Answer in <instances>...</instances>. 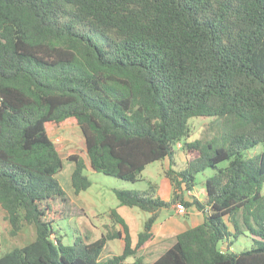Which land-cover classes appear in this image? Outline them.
<instances>
[{"label":"trees","instance_id":"trees-1","mask_svg":"<svg viewBox=\"0 0 264 264\" xmlns=\"http://www.w3.org/2000/svg\"><path fill=\"white\" fill-rule=\"evenodd\" d=\"M199 116L212 118L208 131L188 140L189 119ZM67 118L94 171L135 183L148 164L168 160L169 200L155 183L113 188L119 205L149 213L135 243L115 208L95 240L64 244L54 233L48 215L68 199L46 126ZM178 143L193 157L174 170ZM259 143L260 153L243 155ZM67 158L77 194L91 184L87 163ZM206 168L205 198L178 199ZM263 183L264 0H0V208L11 235L25 224L35 231L0 264H264ZM173 202L194 206L203 221L147 263L137 253ZM245 232L252 245L232 251ZM113 239H122L121 253L100 261Z\"/></svg>","mask_w":264,"mask_h":264},{"label":"rangeland","instance_id":"rangeland-1","mask_svg":"<svg viewBox=\"0 0 264 264\" xmlns=\"http://www.w3.org/2000/svg\"><path fill=\"white\" fill-rule=\"evenodd\" d=\"M211 120V117L199 116L190 118L189 125L191 132L188 140L203 137L205 132L208 131L207 128ZM46 129L63 161L62 169L56 174V177L65 191L68 204H60L56 200L54 204L56 213L50 212L48 215L49 218L55 217L52 221V228L63 243L71 244L77 236L83 238L86 236L87 241L97 239L101 233L107 230L108 225L112 224L110 217V210L112 208H115L125 218L131 228L141 226V222L147 218L148 213L137 207L130 208L119 205L113 188L143 190L148 189L149 182L160 184L163 178L160 160L148 164L145 170L141 172L139 180L135 183L94 171L88 165L83 172L89 178L91 184L87 189L74 194L70 180L74 163L69 161L67 157L72 153H76L83 157L88 164L83 135L74 118H67L59 123H48ZM177 145H175L176 150H178ZM262 150L263 145L259 143L244 151L243 155L245 157H254ZM186 154L188 153H181V156L178 158L180 160L179 164L183 163ZM227 164L228 161L225 160L220 162L218 166L225 167ZM212 173L213 170L211 168H206L204 171L195 174L193 190L198 195H204V179ZM261 192L264 193V183ZM185 224L189 226L191 223L187 221ZM117 226L121 228L119 225ZM9 230L10 224L6 218V213L0 208V255L14 247L25 245L35 237L33 225L25 224L15 235H11ZM251 245V238L245 232V234L239 235L234 240L231 250L238 252L249 248ZM121 250L122 240L113 239L107 241L100 255V261L114 254L121 253ZM139 253L144 256L147 263L155 258V255H150L146 249L140 250L137 254ZM127 260L130 261L131 257L127 258Z\"/></svg>","mask_w":264,"mask_h":264},{"label":"crops","instance_id":"crops-1","mask_svg":"<svg viewBox=\"0 0 264 264\" xmlns=\"http://www.w3.org/2000/svg\"><path fill=\"white\" fill-rule=\"evenodd\" d=\"M179 145H180V143H178V145H177L178 150H176V152L174 154V160H173L174 162L171 164V167L174 170L182 169L185 166L186 162L193 157V154L184 151L181 147H179ZM185 152L188 154H186V157L184 156L183 163L179 164L180 160H178V158L181 156V153H185ZM87 166H88V164H87ZM160 166H161V169L163 172V178H162L160 184L155 183V185H156L155 194L160 196L164 200H169L173 194V187H172V184H171L169 177L166 175V170L169 167L168 160L167 159L160 160ZM145 168H144V170H145ZM149 183H152V182H149ZM176 192L178 193V191H176ZM192 194H194L200 201H202L205 198V193L203 196L198 195L192 189L190 191H183L182 193H179L178 199H180L182 197V195L186 198V197H190ZM176 203L177 202H173L168 207H163L159 210L157 219L152 226V236L147 242H145L146 244L144 245V247L142 249H140V250L146 249L150 253V255H155V258L153 260H155L166 248L171 246V244L174 242L175 235L177 233H179V232H181V231H183L189 227L196 226L203 221L202 212L197 210L194 206H190L188 208H185V212L180 213L175 208ZM148 216H149V213H148ZM179 216H181V217H179ZM124 220H125V218H124ZM144 221L141 222V226H137L134 228H131L127 224L129 227L131 237H132V243H135L136 234L138 231L142 230ZM187 221H190V223H191L189 226H187V224H185V222H187ZM117 229H120V228L117 226ZM119 240H122V239H119ZM139 254L141 255V253H139Z\"/></svg>","mask_w":264,"mask_h":264},{"label":"built area","instance_id":"built-area-1","mask_svg":"<svg viewBox=\"0 0 264 264\" xmlns=\"http://www.w3.org/2000/svg\"><path fill=\"white\" fill-rule=\"evenodd\" d=\"M180 147V145H179ZM175 208L177 209L178 212L180 213H184L185 212V207L183 206V204L181 202H177L175 204Z\"/></svg>","mask_w":264,"mask_h":264}]
</instances>
